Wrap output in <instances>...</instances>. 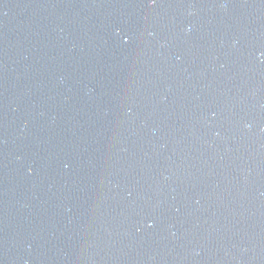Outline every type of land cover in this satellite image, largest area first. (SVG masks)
I'll return each mask as SVG.
<instances>
[{"label":"water","instance_id":"obj_1","mask_svg":"<svg viewBox=\"0 0 264 264\" xmlns=\"http://www.w3.org/2000/svg\"><path fill=\"white\" fill-rule=\"evenodd\" d=\"M0 264H264V0H150L0 166Z\"/></svg>","mask_w":264,"mask_h":264}]
</instances>
